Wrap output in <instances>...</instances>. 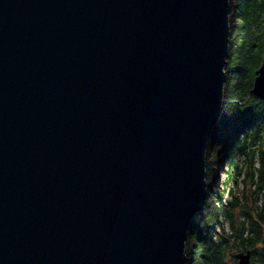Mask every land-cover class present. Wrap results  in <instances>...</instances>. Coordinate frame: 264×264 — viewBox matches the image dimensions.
<instances>
[{
    "label": "water",
    "instance_id": "1",
    "mask_svg": "<svg viewBox=\"0 0 264 264\" xmlns=\"http://www.w3.org/2000/svg\"><path fill=\"white\" fill-rule=\"evenodd\" d=\"M229 15V0H0V264H185ZM253 73L264 98V53Z\"/></svg>",
    "mask_w": 264,
    "mask_h": 264
},
{
    "label": "trees",
    "instance_id": "2",
    "mask_svg": "<svg viewBox=\"0 0 264 264\" xmlns=\"http://www.w3.org/2000/svg\"><path fill=\"white\" fill-rule=\"evenodd\" d=\"M229 5L227 100L210 133L207 194L185 241V264H236L235 253L246 250L248 264H264V98L248 92V64L257 67L264 53V0Z\"/></svg>",
    "mask_w": 264,
    "mask_h": 264
},
{
    "label": "rangeland",
    "instance_id": "3",
    "mask_svg": "<svg viewBox=\"0 0 264 264\" xmlns=\"http://www.w3.org/2000/svg\"><path fill=\"white\" fill-rule=\"evenodd\" d=\"M259 48L258 47H256L255 48V51H254V53L256 54V55H259L260 53H259ZM228 52H229V50H228ZM227 61V60H226ZM226 61H225V64H224V70H225V68H226ZM255 62H252V63H249L248 64V71H254V69L256 68L255 67ZM238 65V63L236 62L235 64H233V66L235 67V66H237ZM224 94H225V91L223 92ZM227 99H226V97H225V95L223 96V101H222V105H223V103H224V101H226ZM221 114H220V116L221 115H223L222 113H223V109H222V106H221V112H220ZM219 116V117H220ZM216 168V167H215ZM221 175H222V173H221ZM188 254V253H187Z\"/></svg>",
    "mask_w": 264,
    "mask_h": 264
}]
</instances>
